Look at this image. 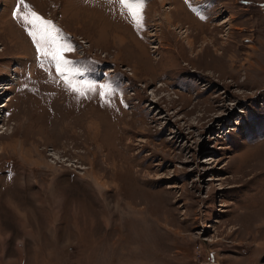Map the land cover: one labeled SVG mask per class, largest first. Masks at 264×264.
Returning a JSON list of instances; mask_svg holds the SVG:
<instances>
[{"label": "rangeland", "instance_id": "obj_1", "mask_svg": "<svg viewBox=\"0 0 264 264\" xmlns=\"http://www.w3.org/2000/svg\"><path fill=\"white\" fill-rule=\"evenodd\" d=\"M25 3L71 63L0 0V264H264V0Z\"/></svg>", "mask_w": 264, "mask_h": 264}, {"label": "snow or ice", "instance_id": "obj_2", "mask_svg": "<svg viewBox=\"0 0 264 264\" xmlns=\"http://www.w3.org/2000/svg\"><path fill=\"white\" fill-rule=\"evenodd\" d=\"M120 3L130 10L133 19L139 24L142 20L144 0H120ZM19 5H24L27 11L21 13ZM19 5L16 9L17 14L25 23L31 26L32 30L29 31V35L36 43L38 52L46 57H50L56 64L57 72L64 75L65 72L62 69H67L71 62L64 58L63 52L71 51V46L67 48L57 46L56 37L52 33L56 32L58 34L59 29L55 28L53 22L46 20L37 12L31 10L25 3V0H19ZM74 90L79 91L77 88H74Z\"/></svg>", "mask_w": 264, "mask_h": 264}, {"label": "bare ground", "instance_id": "obj_3", "mask_svg": "<svg viewBox=\"0 0 264 264\" xmlns=\"http://www.w3.org/2000/svg\"><path fill=\"white\" fill-rule=\"evenodd\" d=\"M136 65H138V64H136ZM135 66V65H134ZM139 66V65H138ZM32 131V130H31Z\"/></svg>", "mask_w": 264, "mask_h": 264}]
</instances>
